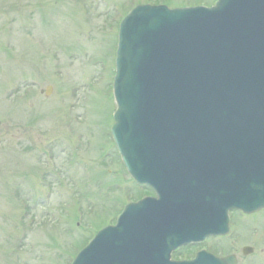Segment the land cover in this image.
Returning <instances> with one entry per match:
<instances>
[{
  "label": "water",
  "instance_id": "95a60500",
  "mask_svg": "<svg viewBox=\"0 0 264 264\" xmlns=\"http://www.w3.org/2000/svg\"><path fill=\"white\" fill-rule=\"evenodd\" d=\"M112 137L156 198L129 204L73 264H235L170 253L264 208V0L138 5L119 26Z\"/></svg>",
  "mask_w": 264,
  "mask_h": 264
},
{
  "label": "rangeland",
  "instance_id": "374dc122",
  "mask_svg": "<svg viewBox=\"0 0 264 264\" xmlns=\"http://www.w3.org/2000/svg\"><path fill=\"white\" fill-rule=\"evenodd\" d=\"M215 1L0 0V264H70L126 203L151 195L130 179L109 133L118 26L136 4ZM252 234L232 228L204 246L262 264L264 234ZM246 245L254 251L244 257Z\"/></svg>",
  "mask_w": 264,
  "mask_h": 264
},
{
  "label": "flooded vegetation",
  "instance_id": "af4514ba",
  "mask_svg": "<svg viewBox=\"0 0 264 264\" xmlns=\"http://www.w3.org/2000/svg\"><path fill=\"white\" fill-rule=\"evenodd\" d=\"M264 213V210L258 211L256 213L250 215H244L241 212H234L232 213V217L236 216L239 220H245L243 224H237L234 219L231 217L230 219V227L234 228V230H248L252 231V235L255 237L258 236V233L261 232V235L264 234V217H259V214ZM248 220V221H247ZM247 240V239H246ZM248 242H254L255 244H259L258 238H251L247 240ZM252 250L251 254L253 253V246H249Z\"/></svg>",
  "mask_w": 264,
  "mask_h": 264
}]
</instances>
